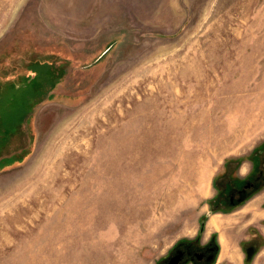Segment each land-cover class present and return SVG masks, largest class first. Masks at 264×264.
<instances>
[{
	"label": "rangeland",
	"instance_id": "374dc122",
	"mask_svg": "<svg viewBox=\"0 0 264 264\" xmlns=\"http://www.w3.org/2000/svg\"><path fill=\"white\" fill-rule=\"evenodd\" d=\"M0 81V264H264V0H0Z\"/></svg>",
	"mask_w": 264,
	"mask_h": 264
},
{
	"label": "flooded vegetation",
	"instance_id": "af4514ba",
	"mask_svg": "<svg viewBox=\"0 0 264 264\" xmlns=\"http://www.w3.org/2000/svg\"><path fill=\"white\" fill-rule=\"evenodd\" d=\"M264 180V172L257 178L248 181L241 189H238L234 196L230 197V203L235 205L236 203L243 202L246 193ZM215 237H211L206 244L201 248L196 245H184L176 248L173 255L166 261L165 264H170L171 260L176 257L179 258V264H215L220 253V246L217 244ZM253 253H255L256 245H252Z\"/></svg>",
	"mask_w": 264,
	"mask_h": 264
},
{
	"label": "trees",
	"instance_id": "16d2710c",
	"mask_svg": "<svg viewBox=\"0 0 264 264\" xmlns=\"http://www.w3.org/2000/svg\"><path fill=\"white\" fill-rule=\"evenodd\" d=\"M32 81V82H31ZM2 84H4V86H0V113L3 111L2 109H3V105H4V103L6 102V100L8 101V102H10L11 100H16V98H18V96H17V94H15V93H17L18 92V90H19V88H22V89H27V86L26 87H24L23 85H20V86H17V88H15V85H14V83H12L11 85H9V84H6L4 81H0ZM24 83H27V82H31V85L30 86H33V88L34 89H36L33 93H35V95L37 96L39 93H40V88L38 89V86H39V83H38V81H37V78H33V79H31V77L30 76H28L27 77V79L25 80V81H23ZM0 83V84H1ZM38 84V86H36ZM29 86V87H30ZM3 88V89H2ZM4 88H7V90L6 91H4ZM26 89L25 90H23L24 92L26 91ZM14 92L15 91V93H8V94H6L7 92ZM30 101V100H29ZM29 101H25V104H24V106H23V109H22V111H23V115L25 116V114H27L28 113V111L31 109V107H32V103L31 102H29Z\"/></svg>",
	"mask_w": 264,
	"mask_h": 264
},
{
	"label": "crops",
	"instance_id": "0c3cea01",
	"mask_svg": "<svg viewBox=\"0 0 264 264\" xmlns=\"http://www.w3.org/2000/svg\"><path fill=\"white\" fill-rule=\"evenodd\" d=\"M263 204L264 203H260V205L255 209V211L256 212H254V214L256 215V216H262V219H263V212H264V208H263ZM214 218V217H213ZM216 218V217H215ZM217 220H218V218H217ZM218 223H219V221H218ZM221 252V251H220ZM219 255H220V253H219ZM220 257H221V255L220 256H218V259H217V261L215 262V264H224V263H222V262H220Z\"/></svg>",
	"mask_w": 264,
	"mask_h": 264
},
{
	"label": "bare ground",
	"instance_id": "6f19581e",
	"mask_svg": "<svg viewBox=\"0 0 264 264\" xmlns=\"http://www.w3.org/2000/svg\"><path fill=\"white\" fill-rule=\"evenodd\" d=\"M134 195V194H133ZM139 202V201H138ZM143 201H141V202H139V203H142ZM137 203V202H136ZM140 206H141V204H140ZM138 207V206H137ZM119 214V210H118V213H117V215ZM96 216H94L92 219H94ZM89 219H91V216H89L88 217ZM213 220H211V224H210V228L211 229H214V228H218V229H220L219 228V223H218V220H217V218H212ZM84 221V219L82 220V222ZM91 221L90 220H88L87 221V223H90ZM227 245H228V243H227ZM226 246V245H225ZM224 246V247H225Z\"/></svg>",
	"mask_w": 264,
	"mask_h": 264
},
{
	"label": "water",
	"instance_id": "95a60500",
	"mask_svg": "<svg viewBox=\"0 0 264 264\" xmlns=\"http://www.w3.org/2000/svg\"><path fill=\"white\" fill-rule=\"evenodd\" d=\"M170 264H179V258L174 257V258L171 260Z\"/></svg>",
	"mask_w": 264,
	"mask_h": 264
}]
</instances>
